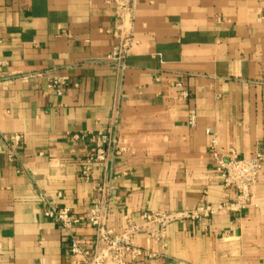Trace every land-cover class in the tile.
Segmentation results:
<instances>
[{
  "label": "crops",
  "instance_id": "crops-1",
  "mask_svg": "<svg viewBox=\"0 0 264 264\" xmlns=\"http://www.w3.org/2000/svg\"><path fill=\"white\" fill-rule=\"evenodd\" d=\"M116 1L0 0V264H76L42 214L69 209L68 232L92 251L86 215L101 185L115 234L143 213L232 203L207 129L224 155L264 149V0H133L123 68L104 61ZM51 77L68 80L62 96ZM109 129L115 146L85 181L90 147L73 136ZM134 245L146 253L135 264H264V166L247 209L142 228Z\"/></svg>",
  "mask_w": 264,
  "mask_h": 264
},
{
  "label": "built area",
  "instance_id": "built-area-1",
  "mask_svg": "<svg viewBox=\"0 0 264 264\" xmlns=\"http://www.w3.org/2000/svg\"><path fill=\"white\" fill-rule=\"evenodd\" d=\"M133 0H117V18L121 25L113 33L118 40L117 45L104 59L116 67L123 68L124 61L133 45L130 29L123 26L125 17L131 18ZM259 20L264 22V14ZM68 80L63 77H51L47 80L46 89L55 96H62L68 89ZM182 100L187 98L186 93H181ZM196 123V115L193 110L188 112L187 125L193 128ZM205 135L209 138V152L215 166V171L222 180L226 189L235 194L232 203H226L215 207H201L193 212L169 213L154 211L143 213L140 224L129 223L122 231L115 234L107 223L109 215V191L104 185L95 188L96 197L88 209L86 223L94 230L93 248L88 251L83 248L82 242L73 236L70 228L74 225L72 213L67 208L49 207L43 212V217L57 223L67 233L69 254L76 260V264H135L146 253L134 245L136 233L147 227H155L163 231L167 226L179 221H203L219 212H240L251 206L253 189L258 181L259 174L264 166V149L254 152L249 159H239L232 151L222 154L218 149L217 136L207 129ZM75 140H87L90 153L85 158L81 167V177L88 181L95 165L106 163L108 151L114 148L115 139L111 130L99 131L83 135H74ZM12 140L18 141L19 137Z\"/></svg>",
  "mask_w": 264,
  "mask_h": 264
}]
</instances>
